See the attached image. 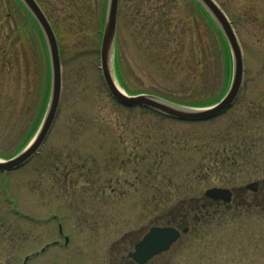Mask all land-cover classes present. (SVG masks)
Instances as JSON below:
<instances>
[{
  "label": "rangeland",
  "instance_id": "rangeland-1",
  "mask_svg": "<svg viewBox=\"0 0 264 264\" xmlns=\"http://www.w3.org/2000/svg\"><path fill=\"white\" fill-rule=\"evenodd\" d=\"M36 1L59 47L60 102L38 152L0 171V264H22L26 256V264L109 263L99 237L107 229L116 237L164 216L158 210L183 193L264 176V0H215L236 33L244 74L231 108L204 121L165 118L113 100L99 68L107 0ZM206 13L192 0H119L115 50L122 84L113 72L120 88L193 106L221 96L229 51ZM49 77L35 22L17 0H0L1 159L36 129ZM104 183L108 205H122L118 210L104 208ZM152 194L164 195L158 209ZM258 216L241 210L224 228L215 219L195 223L199 234L189 232L170 251L187 254L183 264H264ZM57 223L67 245L57 244L63 242Z\"/></svg>",
  "mask_w": 264,
  "mask_h": 264
},
{
  "label": "water",
  "instance_id": "water-1",
  "mask_svg": "<svg viewBox=\"0 0 264 264\" xmlns=\"http://www.w3.org/2000/svg\"><path fill=\"white\" fill-rule=\"evenodd\" d=\"M119 0H107L99 46V68L102 82L115 102L125 107H143L161 115L185 121H201L214 118L226 111L236 100L243 80V57L236 33L225 12L215 0H195L213 20L225 39L231 59V76L227 90L213 104L190 106L179 104L151 93H127L118 85L114 75V51L117 33V10ZM36 21L47 50L50 86L49 95L41 121L30 140L14 155L1 159L0 171L7 172L24 165L38 152L55 120L62 87V71L55 33L45 13L36 0H20ZM208 193H218L212 188ZM178 236L172 228L153 227L137 244L136 254L144 257L165 250ZM135 254V255H136Z\"/></svg>",
  "mask_w": 264,
  "mask_h": 264
},
{
  "label": "flooded vegetation",
  "instance_id": "flooded-vegetation-1",
  "mask_svg": "<svg viewBox=\"0 0 264 264\" xmlns=\"http://www.w3.org/2000/svg\"><path fill=\"white\" fill-rule=\"evenodd\" d=\"M105 183L102 193L104 196L100 197L102 198L103 204L108 202L109 197L108 193H106L108 189H104L107 188V183ZM212 188H219L220 192L208 193L207 191ZM183 194L184 195H180V198L173 202L167 209L158 210L160 213H164V216H161L162 214L155 216L149 220L148 224H139L126 231L123 230L119 232L116 237L110 238L113 234L108 236V229L99 236H103L106 242L105 246H103V252L105 251L108 254L105 257L108 258L109 263L105 264H183L179 261H185L184 258L187 257V254L172 252L170 250L177 242H181L180 239H182L184 235L194 231L192 229H194L195 223L210 224L212 219H215L219 227L224 228L229 226L230 223H235L237 213L241 210L249 214L254 212L259 214L258 217L264 218V176L257 177L251 182L239 186H213L205 188L197 193ZM152 195V201L156 199L155 207L158 209V207L161 206L157 203L162 202L164 195ZM93 206L97 208L101 205H98L96 202ZM120 206L122 205H108L107 203V206L104 208L112 207L118 210ZM154 209L155 208H149V210ZM262 222L264 224V221ZM153 227L175 229L178 231V236L165 250H161L152 255L150 254L148 257H144L141 253L136 254L137 244ZM194 234H199V232L194 231ZM67 244L68 241L66 243L64 238V242L61 246Z\"/></svg>",
  "mask_w": 264,
  "mask_h": 264
},
{
  "label": "trees",
  "instance_id": "trees-1",
  "mask_svg": "<svg viewBox=\"0 0 264 264\" xmlns=\"http://www.w3.org/2000/svg\"><path fill=\"white\" fill-rule=\"evenodd\" d=\"M206 17H208L207 15H206ZM209 18V17H208ZM209 20L212 22V20L209 18ZM218 33H219V31H218ZM220 34V33H219ZM220 36H221V34H220ZM116 52H117V50H116ZM116 52H115V56H116ZM114 65H115V74H116V76H117V78H118V80H119V82L121 83V80H120V75H119V72H118V66H117V56L115 57V62H114ZM122 84V83H121ZM197 105H201V104H197ZM33 133V132H32ZM29 139V138H28ZM27 139V140H28ZM25 144V143H24Z\"/></svg>",
  "mask_w": 264,
  "mask_h": 264
}]
</instances>
